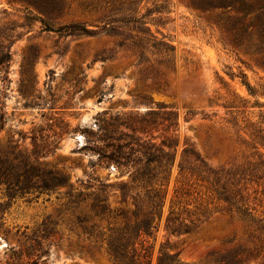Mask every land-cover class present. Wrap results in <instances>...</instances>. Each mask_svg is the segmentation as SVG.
Returning a JSON list of instances; mask_svg holds the SVG:
<instances>
[{
  "label": "rangeland",
  "instance_id": "rangeland-1",
  "mask_svg": "<svg viewBox=\"0 0 264 264\" xmlns=\"http://www.w3.org/2000/svg\"><path fill=\"white\" fill-rule=\"evenodd\" d=\"M63 2L60 15L47 18L22 0H0V53L9 52L7 68H0V154L16 167L27 161L30 171V187L14 197L0 186V264H30L29 253L37 264H118L105 248L108 228L120 219L76 220L98 194L95 186L129 180V165L101 162L97 153L109 152L111 141L137 148L161 140L170 144L172 157L162 185L161 217L139 241L151 264L164 251L177 253L184 264H207L236 225L219 216L194 233L171 235L164 219L179 187L185 144L210 166H226L242 148L226 118L264 116V69L257 55L225 43L188 0H141L133 14L147 12L141 24L116 22L113 30L102 28V0ZM88 2L96 6L84 7ZM68 22L99 32L77 36L47 29ZM146 38L169 47L149 46ZM227 101L236 107L224 108ZM39 166L59 173L66 185L38 192L32 172ZM79 191L90 196L74 210L69 194ZM104 197L113 211L133 208L129 199L120 200L116 187L105 188Z\"/></svg>",
  "mask_w": 264,
  "mask_h": 264
},
{
  "label": "trees",
  "instance_id": "trees-1",
  "mask_svg": "<svg viewBox=\"0 0 264 264\" xmlns=\"http://www.w3.org/2000/svg\"><path fill=\"white\" fill-rule=\"evenodd\" d=\"M22 1L47 18H57L64 7L63 0ZM140 1L102 0L105 10L99 16L104 24L102 28L110 26L113 30L117 28L113 26L116 22L141 24L140 20L147 12L133 16L134 6ZM90 5L94 4L84 3V7ZM188 5L202 12L229 46L243 47L255 53L259 65L264 69V0H188ZM40 20L46 24L43 18ZM135 28L140 32L149 31L148 27L141 28L139 25H135ZM47 29L77 36H92L99 32L79 22ZM147 43L155 48L169 47L155 38H148ZM8 60V51L0 53V68L3 71L7 68ZM241 82L249 93H254L245 76ZM208 101L211 102L210 99ZM233 101L224 102L222 106L234 108L236 98ZM239 101L241 99L238 98ZM226 122L231 126L237 142L242 145L240 157L226 166H210L193 147L185 144L178 162L179 187L174 189L163 226L168 234L185 235L198 231L213 218L224 216L225 224L230 227L236 225V229L222 237L220 242L224 247L212 252L207 264H244L250 259L264 262V151L259 150L260 147L264 148V116H259L258 120H252L249 116H229ZM106 147L110 151H98V159L107 164L129 165V180L95 186L98 194L88 203V211L77 214L76 220L83 223L91 217L103 218L108 215L119 218L120 223L108 228L106 252L118 264H151L150 253L139 239L140 236L150 235L156 226L155 219L158 221L161 217L165 194L162 185L172 163L171 146L161 140L159 143H137V148L130 146L129 142L111 141ZM51 150L47 149L48 152ZM29 173L27 161L21 160V166L16 167L0 154V186L4 187L8 197H14L30 187ZM32 174L36 177L32 187L40 193L66 185L63 176L53 170L39 166ZM108 187L119 189L122 202L127 199L131 201L133 208L130 212L125 209L116 212L109 207L104 197L105 188ZM69 195L74 210L81 209V204L90 196L81 191L74 197ZM137 240L139 246H136ZM31 255L26 254L32 259L30 264H37ZM154 264L184 263L177 253L164 251L156 256Z\"/></svg>",
  "mask_w": 264,
  "mask_h": 264
}]
</instances>
